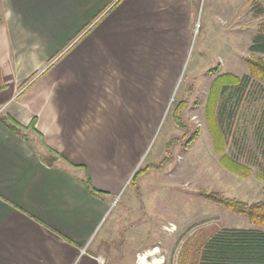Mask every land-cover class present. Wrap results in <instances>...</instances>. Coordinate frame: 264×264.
Segmentation results:
<instances>
[{
	"label": "crops",
	"instance_id": "0c3cea01",
	"mask_svg": "<svg viewBox=\"0 0 264 264\" xmlns=\"http://www.w3.org/2000/svg\"><path fill=\"white\" fill-rule=\"evenodd\" d=\"M200 1L1 0L0 264H108L113 202L168 109ZM211 4L206 38L224 45L214 80L245 55L234 41L253 43L242 3ZM3 117L35 119L36 132Z\"/></svg>",
	"mask_w": 264,
	"mask_h": 264
},
{
	"label": "rangeland",
	"instance_id": "374dc122",
	"mask_svg": "<svg viewBox=\"0 0 264 264\" xmlns=\"http://www.w3.org/2000/svg\"><path fill=\"white\" fill-rule=\"evenodd\" d=\"M221 1H231L234 7L236 2L238 6L242 3L243 15L248 10L247 39L251 46L264 22V17L255 16V2L262 0H248L247 8L244 0ZM211 5V0L200 1L195 18L200 27L198 23L194 27L195 37L185 68L179 71L180 78L174 80L173 85L170 78L168 109L165 105L154 120L153 137L131 179L136 172L140 174L135 181L130 179L113 202L107 222V228H111L106 230L109 232L104 246L108 264H139V257L155 248L160 252L149 259L150 263L157 259L160 264H191L200 244L215 232L253 228L245 217L201 197L202 189L247 204L264 202V158L252 123L262 102L241 104L228 138L227 154L251 168L248 177L235 175L222 167L205 119L214 77L210 72L219 66L215 52L224 47L206 38ZM234 37L238 36L234 34ZM247 43L245 38L243 42L240 39L233 42L234 54L243 46L245 55L235 56L233 68H221L220 73L229 71L240 77L246 72L250 74L245 58H258L262 54L252 52ZM181 101H186L181 114L183 128L178 127L174 117Z\"/></svg>",
	"mask_w": 264,
	"mask_h": 264
},
{
	"label": "trees",
	"instance_id": "16d2710c",
	"mask_svg": "<svg viewBox=\"0 0 264 264\" xmlns=\"http://www.w3.org/2000/svg\"><path fill=\"white\" fill-rule=\"evenodd\" d=\"M255 8V16L264 17V0L255 2ZM3 22L4 13L0 0V25ZM251 51L264 55V22L254 35ZM245 61L250 68V74L243 77L231 73L217 75L211 83L205 106V119L215 151L220 155V164L227 171L242 177H248L252 170L228 155L227 147L235 117L238 116V110L245 101L248 104L262 102L254 113L252 123L258 149L264 158V56L247 58ZM2 89L0 74V91ZM185 108L186 101H181L174 111L175 121L181 128H183L181 114ZM1 121L22 137H25L26 130L36 132L35 119L27 127L10 117H3ZM139 174V171L136 172L131 182L135 181ZM262 178L264 179V175ZM84 183L91 194L95 196L102 194L94 188L87 174ZM199 195L234 214L245 217L253 228H227L215 232L200 244L191 264H264V202L247 204L205 189L200 190Z\"/></svg>",
	"mask_w": 264,
	"mask_h": 264
},
{
	"label": "bare ground",
	"instance_id": "6f19581e",
	"mask_svg": "<svg viewBox=\"0 0 264 264\" xmlns=\"http://www.w3.org/2000/svg\"><path fill=\"white\" fill-rule=\"evenodd\" d=\"M160 250L155 248L151 252L145 253L139 257V264H160L162 263L160 260L154 259L152 263H150V258H153L156 254H158Z\"/></svg>",
	"mask_w": 264,
	"mask_h": 264
}]
</instances>
